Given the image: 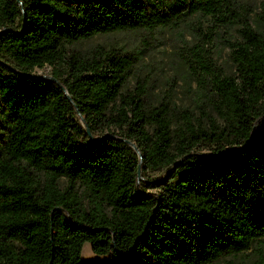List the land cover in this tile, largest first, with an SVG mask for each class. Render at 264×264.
<instances>
[{
    "label": "trees",
    "instance_id": "16d2710c",
    "mask_svg": "<svg viewBox=\"0 0 264 264\" xmlns=\"http://www.w3.org/2000/svg\"><path fill=\"white\" fill-rule=\"evenodd\" d=\"M163 28L192 109L127 89L135 53L72 48ZM83 242L108 260L81 263ZM263 246L264 2L0 0V264H264Z\"/></svg>",
    "mask_w": 264,
    "mask_h": 264
},
{
    "label": "rangeland",
    "instance_id": "374dc122",
    "mask_svg": "<svg viewBox=\"0 0 264 264\" xmlns=\"http://www.w3.org/2000/svg\"><path fill=\"white\" fill-rule=\"evenodd\" d=\"M242 4L256 8L257 5L264 0H238ZM181 36L189 41V34L183 28ZM215 42H218L215 40ZM95 45H101L111 49H120L127 52L135 53L137 57L130 73L126 88L132 89L135 77H138L145 84L148 99L155 102L159 99L168 100L175 108L192 109L191 88L187 80L183 81L185 69L181 62L178 47L180 41L176 31L167 28L159 29L151 33L141 30H124L112 31L93 35L87 39L80 40L72 46V48L83 49ZM214 59L216 64L221 66L225 71L231 69V65L227 58V51L218 43L214 49ZM35 73L48 74L49 67L44 69L34 68ZM92 138H98V135H89ZM88 136V137H89ZM99 139V138H98ZM211 145L198 144L196 149L199 152H207ZM164 169L147 170L142 174L143 178L158 179L161 182ZM264 251V246H263ZM228 256H219L209 264H223V260ZM108 257L102 254L92 253L88 243L83 242L80 247L79 261L81 263H94L107 261Z\"/></svg>",
    "mask_w": 264,
    "mask_h": 264
},
{
    "label": "water",
    "instance_id": "95a60500",
    "mask_svg": "<svg viewBox=\"0 0 264 264\" xmlns=\"http://www.w3.org/2000/svg\"><path fill=\"white\" fill-rule=\"evenodd\" d=\"M88 140H89V141H93V138L89 136V137H88Z\"/></svg>",
    "mask_w": 264,
    "mask_h": 264
}]
</instances>
